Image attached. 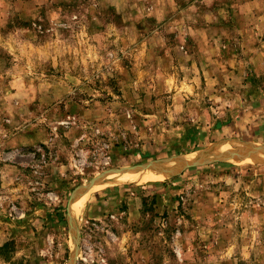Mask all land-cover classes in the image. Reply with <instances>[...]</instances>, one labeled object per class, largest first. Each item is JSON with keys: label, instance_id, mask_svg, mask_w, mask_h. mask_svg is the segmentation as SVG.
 Listing matches in <instances>:
<instances>
[{"label": "rangeland", "instance_id": "rangeland-1", "mask_svg": "<svg viewBox=\"0 0 264 264\" xmlns=\"http://www.w3.org/2000/svg\"><path fill=\"white\" fill-rule=\"evenodd\" d=\"M242 144L264 0H0V264H264V159L103 181Z\"/></svg>", "mask_w": 264, "mask_h": 264}, {"label": "water", "instance_id": "water-1", "mask_svg": "<svg viewBox=\"0 0 264 264\" xmlns=\"http://www.w3.org/2000/svg\"><path fill=\"white\" fill-rule=\"evenodd\" d=\"M188 156H176L173 158H168L164 160H160L152 163L147 164H141L136 165L132 167L122 168L119 170H111L106 174H123L128 172H141L144 170H153L159 173H170L168 171V165L169 164H177L178 162L185 161V165L181 169L190 168V167H196L206 164H211L215 162H241L245 160H259L264 158V145L262 144H242L240 147L236 148L233 152H218V153H212L211 151H206L204 153H200L197 156L192 157L191 159L193 161L188 162L189 158ZM180 170V169H178ZM177 170V171H178ZM175 172V171H174ZM172 174V173H170ZM106 176V175H103ZM99 177L96 180L93 181V185L97 184L102 178ZM89 188V186H88ZM77 253V245H74L73 252L70 256L69 261L67 264H73L74 258Z\"/></svg>", "mask_w": 264, "mask_h": 264}, {"label": "bare ground", "instance_id": "bare-ground-1", "mask_svg": "<svg viewBox=\"0 0 264 264\" xmlns=\"http://www.w3.org/2000/svg\"><path fill=\"white\" fill-rule=\"evenodd\" d=\"M224 146V145H223ZM240 146L237 145H227L221 149V152H233ZM188 162L193 161L190 157ZM264 159V158H263ZM261 159V160H263ZM185 161L178 162L177 164H169L168 165V171L170 173H174V171H177L178 169H181L185 165ZM170 173H164V174H159L156 171L153 170H144L141 172H128V173H123V174H112V175H107L104 178V183L109 182L110 185L116 184V183H140V182H146V181H151V180H157L158 178H161L162 175L170 174ZM103 183V182H102ZM97 186L99 185V182L96 184ZM108 185V184H106ZM72 208V206H71Z\"/></svg>", "mask_w": 264, "mask_h": 264}, {"label": "trees", "instance_id": "trees-1", "mask_svg": "<svg viewBox=\"0 0 264 264\" xmlns=\"http://www.w3.org/2000/svg\"><path fill=\"white\" fill-rule=\"evenodd\" d=\"M8 246V244L7 243H5L2 247H0V250H2V249H4V248H6Z\"/></svg>", "mask_w": 264, "mask_h": 264}]
</instances>
